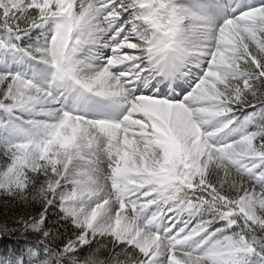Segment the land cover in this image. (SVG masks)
Masks as SVG:
<instances>
[{
	"label": "snow or ice",
	"instance_id": "snow-or-ice-1",
	"mask_svg": "<svg viewBox=\"0 0 264 264\" xmlns=\"http://www.w3.org/2000/svg\"><path fill=\"white\" fill-rule=\"evenodd\" d=\"M210 2L221 23L186 0H0V49L51 69L44 88L0 71V190L40 205L19 221L43 246L37 264H264V0ZM49 21L44 46L19 47ZM86 48L109 54L94 64ZM193 60L201 74L181 99L137 94ZM65 93L122 115L88 119L63 107ZM22 114L45 119L25 130L11 122ZM167 213L171 226L152 231Z\"/></svg>",
	"mask_w": 264,
	"mask_h": 264
},
{
	"label": "rangeland",
	"instance_id": "rangeland-1",
	"mask_svg": "<svg viewBox=\"0 0 264 264\" xmlns=\"http://www.w3.org/2000/svg\"><path fill=\"white\" fill-rule=\"evenodd\" d=\"M227 2V0H225ZM193 11L199 12L201 14L207 15L210 17L215 23H221L224 16H225V9L219 8L214 6L210 0H186ZM249 3V0H232L231 7L236 8L237 10L244 8ZM50 26V30H47V26ZM55 23L53 21H49L48 23L44 24L40 28L33 29L32 31H41V36L36 39L35 46L41 47L44 46L48 40H50L53 31L55 30ZM52 32V33H51ZM39 39V40H38ZM109 54L107 49H95L93 52H89L86 48L83 52L80 53V58H84L85 56H91V62L94 64H100L102 60ZM35 65H25L22 66L17 70L16 73L20 74L21 76L31 79L32 82L37 85L38 87H47L50 76H51V69L44 65L38 64V62H34ZM201 67L198 66L197 63L193 60L187 63L185 66L181 67L177 75L172 80H164L157 77L154 80H151L148 84H140L137 88V94H149L152 91L159 90L160 96L159 98L168 97L173 100L181 99L191 88L192 84L196 81V79L201 74ZM4 71V70H0ZM10 71V69H8ZM61 104L67 110L72 109L75 107L79 113L84 115L88 119H109V120H118L121 115V109L107 101L99 100L96 98H87V99H80L78 100L75 94H68L65 93L63 97H61ZM60 105H58L59 107ZM5 119H8L5 117ZM43 120L44 117L41 116H31L28 114H22L20 120H12L11 122L16 124L18 127H21L25 130H30L27 125L23 123L25 120ZM0 120L2 117H0ZM238 122H236L237 124ZM228 132L227 139L232 140L235 138H239L240 134L242 133V126L240 123L237 124L234 128L230 126ZM4 134L0 133V140H3ZM3 190H0L2 192ZM156 211L155 206L148 209L146 211L145 218L151 216L153 212ZM173 215L172 213H167L159 222L158 226L154 227L152 231H159L160 233L164 232L165 228L171 226V222L169 221L168 217ZM189 216L187 214H182L179 218V222L176 223L175 228L173 231L178 230L181 227H184V221H189ZM190 225L192 221H189ZM33 254V253H32ZM31 254V256H33Z\"/></svg>",
	"mask_w": 264,
	"mask_h": 264
},
{
	"label": "trees",
	"instance_id": "trees-1",
	"mask_svg": "<svg viewBox=\"0 0 264 264\" xmlns=\"http://www.w3.org/2000/svg\"><path fill=\"white\" fill-rule=\"evenodd\" d=\"M256 2V0H253ZM39 32L30 31L27 35L23 36L19 42L20 48H36L35 42L39 38ZM3 39L0 34V40ZM39 40V39H38ZM28 58H21L18 55H12L11 53L5 54L0 49V68L13 70V68H20L22 64L35 65ZM39 63V62H38ZM10 65V66H9ZM9 66V67H7ZM254 111L250 108L243 109L238 113L239 120L244 119L246 115ZM0 117L5 119V116L0 113ZM257 122H264L260 117H257ZM233 126V125H232ZM247 130H253V125H248ZM40 205L29 198L28 203L20 201L15 197L7 196L4 192H0V226L9 229L8 234L0 232V264H15L16 260L19 259L23 264H37L40 259L46 258V254L43 250V246L39 245L37 241L30 236H22L19 229L21 225L19 221L28 215H35L39 211ZM59 209H49L48 219H56V211ZM201 217L210 218V214L201 213L191 218L194 220L193 224L199 221ZM63 224V222H61ZM60 232L63 233L64 229L61 227ZM63 239V236L60 237ZM31 252H35V258L31 257ZM63 264H69L64 261Z\"/></svg>",
	"mask_w": 264,
	"mask_h": 264
},
{
	"label": "clouds",
	"instance_id": "clouds-1",
	"mask_svg": "<svg viewBox=\"0 0 264 264\" xmlns=\"http://www.w3.org/2000/svg\"><path fill=\"white\" fill-rule=\"evenodd\" d=\"M207 126L211 127V126H212V123L209 122V124H208ZM4 194L7 195V196L15 197V198H17V199L20 200V201H23V200H21L18 196H14V195L11 194V193H4ZM32 201H33V200H32ZM35 202H36V201H35ZM69 264H71V261L69 262Z\"/></svg>",
	"mask_w": 264,
	"mask_h": 264
}]
</instances>
